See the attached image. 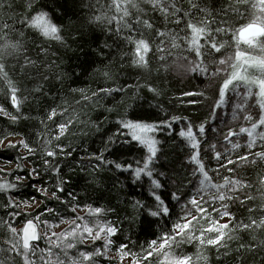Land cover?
<instances>
[{"label":"trees","instance_id":"16d2710c","mask_svg":"<svg viewBox=\"0 0 264 264\" xmlns=\"http://www.w3.org/2000/svg\"><path fill=\"white\" fill-rule=\"evenodd\" d=\"M13 8L10 11L0 13V21L7 20L13 25V30H5L6 35L0 37V44L4 40L21 45L18 53L7 57L6 69L11 80L19 88L18 97L22 101L19 112L10 102L7 85L0 81V106L4 107L11 115H16L17 120L13 122L9 116L0 114V139L3 141L8 138L23 139L34 150L32 154L24 149L17 142L16 148L4 146L0 148V167H9L11 169L0 172L1 183H16L18 187L7 192H0V260L4 264H24L23 257L12 250V244L15 242L8 225L11 224L21 234L19 226L26 223L27 219H33L47 207L57 209L64 217L65 222L75 219L77 212L65 211L69 205H61L59 201L51 198V190L58 179H63L67 183L64 185V193H58L62 199H68L67 193L76 194L79 204L78 210H85L81 217H85L89 225H93L97 220L100 222H112L119 231L112 237L113 243L109 246V251L120 256L118 251L120 244L129 245L125 251H129L131 259L130 264H163L165 259L164 253H169L173 257L188 256L192 264H264V230L255 231L233 230L225 236L227 248H221L219 252L215 247L200 245L197 239H188L186 236L177 235L173 232V222L185 215L180 207L175 208V214L170 219L159 220L152 225L150 231H144L141 221L144 219V209L134 207L135 200L151 199L145 189L133 188L128 181H125L124 175H120L111 166L96 168V161L90 160L97 150L101 149L102 141L107 142L113 133L118 132L116 121L125 117L132 118L133 112L139 117L149 119L152 115L160 117L184 116L198 125L202 121L211 120V110L219 98V87L225 78V72L221 71L216 76L200 75L183 71L177 68V64L187 66L189 60H195V54L183 50L171 49L170 41L166 40L163 45L168 52L160 53L156 51L159 44L154 33L145 31L144 38L149 39L152 44V51L148 54L147 68H140L132 64L135 45L123 37L131 35L133 39H139V33H129L127 30L121 32L120 36L114 34L115 22L111 25L94 22L96 15H111L114 9L109 8L111 0H57L58 4L64 5V9L56 11L52 15L54 8L52 3L48 4L45 11H49L50 16L55 24L60 28L59 35L61 40H55L44 37L38 29L15 24L10 19L13 13H24L27 10L28 0H12ZM46 0H40L45 3ZM178 7L182 9L180 24L174 21L176 17L169 16L165 21L164 17L158 11H153L151 5L144 3L143 0H137L140 4L142 18L148 19L155 27L161 30L167 28L170 31L179 33L184 36L181 29L186 30V22H210L211 27L215 29L221 20H230L235 27L241 23L247 22V19L236 17L234 12H227L230 4H235L236 0H194L201 8H207L208 12H199L192 8L189 0H175ZM224 9L225 11H221ZM243 10V9H242ZM135 9H132L133 19ZM189 12L185 17L183 12ZM249 11H251L249 9ZM210 13V14H209ZM34 15V13H32ZM247 13L245 16L247 17ZM214 21V22H213ZM23 32V36L20 33ZM218 39L228 40L229 45L222 49L221 53H214L204 57V61L209 65V73L215 71L216 65L212 61L219 60L222 55H234L236 50L235 42L231 40V33L228 36L220 35ZM113 41H117V47ZM105 44L109 47H105ZM186 46L181 43V49ZM251 55H259V50L247 49V46L241 45ZM46 50V51H45ZM164 55L165 60L161 61L160 56ZM181 57V59H177ZM187 57V60L182 59ZM94 62V63H93ZM226 67V66H221ZM87 68V71H85ZM230 71V68L228 69ZM107 73V75H106ZM131 86V87H129ZM146 86H151L157 90L154 94L147 90ZM123 88V91L113 92L111 95H105L99 90L101 88ZM38 89V90H37ZM75 89V91H73ZM82 90V91H81ZM203 92L202 96L185 97V92ZM238 91L241 96L238 97L235 92L227 94L228 103L226 106L217 109V119L213 121L212 126H217V134L207 132L201 138V159L209 173L213 183L222 184L224 177L230 179H242L250 187H245L235 193H231L233 199L225 201L229 206V211L233 213L237 220H247L249 215L248 208L255 211L253 215L260 219L264 217V161H260L251 155L247 148L232 152L231 158L235 161L227 168H220L214 159V152L211 145H216V150L223 153L226 147L230 148L223 137L232 129L238 131L241 126H250L249 122L243 119L244 115H252L258 119L259 106L256 103L255 92L247 99V112L237 110L236 119H233V108L236 103L242 102L245 89L241 86ZM97 93V95H93ZM87 97V99H85ZM199 100L200 103L191 104L189 101ZM143 105V108L138 107ZM131 106V107H130ZM151 106V107H149ZM53 108H56L57 115L52 120L48 115ZM144 109H148L145 111ZM110 110V111H109ZM226 121V126L220 127V120ZM71 121L65 135L56 140L59 133L58 124ZM181 124H174L172 135L169 136L167 131L157 135V139L163 141L160 145V160L157 167L167 172L171 179V187L179 188L181 192L186 193L182 197V203L191 197L199 183V173L193 175L195 165L188 163L190 150L187 141L180 138L177 133ZM208 126L206 125V128ZM194 132L197 129L193 128ZM126 131V130H125ZM6 137V138H5ZM125 137L121 136V140ZM239 139L241 145L247 142V136L241 135L239 138L232 137L235 142ZM45 141H51L47 145L51 150L57 152L60 166V173L45 171L44 159L53 161V158L43 156ZM59 146V147H58ZM60 147L64 152H60ZM264 150L260 143L251 151L257 152ZM71 152V155L67 153ZM240 155H248V161H240ZM20 157V159H14ZM109 159L112 157L109 155ZM256 159V163H250ZM19 165V167H18ZM51 167V164L49 165ZM32 168H37L40 176H29ZM233 171L229 172L227 169ZM218 169V173H217ZM127 175V174H125ZM17 176L24 179L17 180ZM119 177V181L117 180ZM147 183V178H143ZM32 185H36L33 187ZM49 188L48 196H44L37 188ZM165 198L168 192H163ZM204 204L211 216L219 223H229V218H220L214 208H220L219 201L213 203L212 197L208 193H202ZM250 195L251 200H246ZM12 198L19 207L15 209L20 215L12 217L8 215L10 209L7 207V201ZM30 197H35L39 205L31 212H23L20 207L26 203H33ZM200 200V196L196 197ZM245 203L241 205L240 201ZM167 202V199H166ZM85 205H91L93 208L101 207L105 212L99 217L89 216ZM193 216L200 219L198 213L189 204ZM79 216V215H78ZM191 219V216L187 217ZM47 219L50 224L60 225L59 216H50L45 214L41 220ZM226 219V221H223ZM80 223V221H77ZM211 220L207 217L200 219V224L196 225L194 235H200V229H206ZM40 225H44L41 223ZM70 223L57 234L69 230ZM232 225L230 224V228ZM164 231L175 236V241H170V247L159 252L153 251L152 256L147 261L143 256L147 255L148 244L151 240L163 236ZM206 236H214L215 233H205ZM36 242L37 255L31 259L36 264H44V261L55 262L57 258L63 261V264H71V259L79 258V252H94L99 248L104 252V241L92 239L85 243L72 241L75 247L66 249L50 245L44 236ZM53 241L56 236H49ZM130 238V239H129ZM162 242V241H158ZM241 243L250 245L255 251L244 252L241 256L237 248ZM40 249H44L42 261L40 258ZM52 252L51 257L48 251ZM135 253L136 255H132ZM225 253H227L225 255ZM95 264H118L116 260L109 258L107 255L94 257Z\"/></svg>","mask_w":264,"mask_h":264},{"label":"snow or ice","instance_id":"6c2138e0","mask_svg":"<svg viewBox=\"0 0 264 264\" xmlns=\"http://www.w3.org/2000/svg\"><path fill=\"white\" fill-rule=\"evenodd\" d=\"M144 3L151 5L153 11H158L164 17L165 21L168 20L169 16L176 17L175 23L180 24V16L182 9L177 6L175 0H143ZM52 3L55 15L56 11H61L64 9V5L58 4L57 0H46L45 3H40V0H28L27 10L24 13H13L10 19L15 24L24 25L34 29H38L40 33L50 39L61 40L59 35L60 28L52 20L49 11L44 9L48 7V4ZM192 8L199 12H208L207 8H201L194 0H189ZM13 8L12 0H0V13L5 11H10ZM110 10L114 9L111 15H96L94 17V22L100 24L111 25L115 22L114 34L118 37L121 32L127 30L129 33L135 32L140 34L139 39H133L131 35L123 37L129 42L135 45L134 56L132 59V64L140 67L147 68L148 66V54L153 50L152 44L149 39L144 38L145 31L149 33H154L155 37L159 39V44L156 47V51L160 53L168 52L171 54V49L183 50L189 53H194L196 59L189 60L187 66L184 64H177V68L183 71L199 73L200 75H211L216 76L221 71L225 72V78L221 86L219 87V98L215 102V106L211 110V120H205L194 125V122L189 120L188 117L184 116H171L160 117L159 115H152L149 119H144L139 117L133 112L132 118L122 117L116 121L118 126V132L113 133V136L108 138L107 142L102 141L101 149L97 150L92 156L89 157L90 160H94L96 163V168H103L111 166L120 175H124L125 181H128L130 186L133 188L145 189L151 199H141L135 200L134 207L144 209L145 216L141 221L144 231H150L152 225L158 221L153 218H158L159 220L170 219L175 214V208L180 207L185 215L181 216L177 221L173 222L172 230L177 235H182L188 237V239H197L200 245L212 246L219 250L221 248H227V242L225 241V236L233 230L240 231H255L257 229L264 230V217L257 219L253 215L254 209L248 208L247 220L240 219L237 220L236 217L229 211V206L225 201H231L233 196L231 193H235L238 190L250 187L242 179H230L225 176L223 183H213L208 171L205 168V164L201 159V138H203L207 132L212 134H217L219 128L217 126H212L213 121L217 119V109H220L227 105L228 98L227 94L229 92H235L238 97L241 93L238 89L243 86L245 93L242 97V102L236 103L233 108V119H236V111L247 112L246 103L247 99L251 97L253 89H256V103L259 106L258 119H254L252 115H244L243 119L249 122L250 126H241L238 131L229 129V131L224 135V141L230 145L225 148V151L221 153L216 150V145H211V150L214 152V159L218 163L220 168H227L228 165L234 164L235 161L231 158L232 152L245 147L248 149L249 153L260 161H264V150L252 152L251 150L256 148L258 142L261 147L264 148V0H236L235 4H230L226 12H234L236 17L241 19H247V22L241 23L239 27H235L234 23L230 20H221L215 29L211 27L210 22H193L188 20L186 22V30L181 29L184 32V36H180L179 33L175 31H170L167 28L161 30L155 27L153 23H150L148 19L142 18L143 9H141L140 4L137 0H111L109 5ZM132 9H135L134 19ZM243 9V10H242ZM249 9L251 11H249ZM221 11H225L221 9ZM34 13V15L32 14ZM248 14L247 17L245 14ZM210 14V13H209ZM183 15L185 17L189 16V12L184 11ZM214 22V21H213ZM5 30H13V25L9 24L7 20L0 21V37L6 35ZM231 33V40L235 42L236 50L234 55H222L221 58L213 60L212 64L216 65L215 71L209 73V65L205 63L204 57L206 55H213L214 53H221L222 49H226L229 45L228 40L218 39L217 37L221 34L228 36ZM23 36V32L20 33ZM168 40L171 43V49H166L163 45L165 41ZM114 44L119 46L117 41H113ZM181 43L186 47L181 49ZM247 46V49L259 50V55H251L245 49L241 48V45ZM21 45L19 43H12L8 40H4L3 44H0V81H3L8 88V94H10V102L13 108L19 112L21 108L22 101L18 97V92L20 91L16 84L11 80L8 71L6 69V59L19 52ZM105 47L109 45L105 44ZM46 51V50H45ZM181 59V57H177ZM182 59L187 60V57H182ZM160 60L164 61L165 56L161 55ZM94 63V62H93ZM226 66V67H221ZM230 68V71L228 70ZM87 71V68H85ZM107 75V73H106ZM131 87V86H129ZM149 92L158 94L157 90L151 86H146ZM38 90V89H37ZM75 91V89H73ZM82 91V90H81ZM105 95H111L113 92L123 91V88H101L99 90ZM97 95V93H93ZM185 97L191 96H202L203 92H185L182 94ZM87 99V97H85ZM191 104L200 103L199 100L189 101ZM131 107V106H130ZM138 107L143 108V105ZM151 107V106H149ZM147 111L148 109H144ZM110 111V110H109ZM0 114L9 116L10 119L15 122L17 120L16 115H11L5 110L4 107L0 106ZM56 108H53L48 115V119L52 120L53 117L57 115ZM177 135L186 140L190 155L188 163L195 165L193 169V175L195 176L199 173L200 179L195 192L182 203V197L186 195L180 191V189L171 187V179L168 177L167 172L162 168H158V162L160 160V145L163 143L160 139H157V135L161 132L167 131V134L171 136L173 125L181 124ZM71 121L63 122L58 124L59 133L55 137L59 140L60 137L65 135L69 124ZM226 121L220 120V127L226 126ZM206 125L208 126L206 128ZM197 131L194 132L193 128ZM126 130V131H125ZM247 136V142L245 145L239 143V139L235 142L232 137L239 138L241 135ZM121 136L125 137L121 140ZM6 138V137H5ZM3 139H0V144H3ZM24 149H27L30 154L34 152L29 144L23 139L17 142ZM17 143H12L9 141L7 147L16 148ZM51 141H45V146L43 148V156L53 158V161L44 159L43 163L45 166V171L49 173H55L59 176L61 171L59 166V161L55 158L57 157V152L51 150L47 145ZM59 147V146H58ZM60 152H64V148L60 147ZM71 155V152L67 153ZM112 158L109 159L108 156ZM14 159H20V157H14ZM240 161L249 162L248 155H240L238 157ZM250 163H256V159L250 161ZM51 164V167L49 165ZM19 167V165H18ZM229 172L233 169L228 168ZM218 173V169H217ZM127 174V175H125ZM29 176L38 177L40 172L37 168H32L28 174ZM143 178H147V183ZM18 181L24 179L22 176H17ZM119 181V177H117ZM67 182L63 179H58L54 190H51V198L60 202L61 205H69L65 208V211H71L73 213L77 212L79 204L75 203L77 200L76 194L73 192L67 193V197L70 198L71 204H69L68 199H62L58 193H64V185ZM264 183V181H262ZM36 187V185H32ZM18 187L16 183H0V192H7L14 190ZM168 192L167 198L164 197L163 192ZM42 195L48 196L49 188L42 187L37 188ZM202 193H208L212 197L213 203L219 201L220 208H214L213 211L217 212L220 218L228 217L229 223H219L216 219H211L210 214L207 209L203 207L208 201L204 200ZM200 196V200L196 197ZM35 202V197H30ZM167 199V202H166ZM250 195L246 196V200H251ZM241 205L245 203L244 200L240 201ZM191 205L195 209L196 213L199 214L200 219L207 217L211 220L209 226L204 229L201 227L200 235L196 237L194 235L196 231V225L200 224V219L197 216H193L191 210L188 209V205ZM7 207L10 209L8 215L15 217L20 215L15 209L19 207L11 197L7 201ZM88 210L89 216L99 217L105 212V209L101 207L93 208L91 205H85ZM45 214L50 216H59L60 223H64V217L52 207L46 208L45 211H41L39 215H36L33 219H27L24 228L22 229V234L17 233V230L8 225L11 231L14 243L12 244V250H15L17 254L22 255L24 264H36L34 260L31 259L32 256L37 255V243L42 237L37 231L39 225L43 223L46 229H51L56 225L50 224L47 219L41 220V217ZM191 216V219L187 217ZM35 221V223H34ZM80 221V223H77ZM71 225L69 230H66L59 235L55 232L52 236H56V240L53 241L51 237L47 236L45 232L44 237L47 239L50 245L65 250V255H67L66 249H72L76 245L72 241L79 240L82 242L85 239V234L88 238L93 241L103 239L104 240V252L102 253L99 248L95 249L94 252H79V258L71 259V264H95L94 257L100 255H106L109 246L113 243L112 237L117 234L119 229L114 226L112 222H100L97 220L93 225H89L85 217L76 216L75 219L68 221ZM230 224L232 227L230 228ZM205 233H215L214 236H206ZM228 236V239H231ZM130 239V238H129ZM158 241H162L159 242ZM170 241H175V236L170 235L167 231H164L163 236L153 239L149 242L148 248L151 251L147 252V255L143 256V260L147 261L149 256H152L153 251L159 252L165 249L166 246L170 247ZM129 247L126 243H121L118 251L123 254V256L129 255V251H125ZM2 251V250H0ZM44 249H40V258L43 261ZM237 252L243 253L255 251L250 245L241 243L236 250ZM227 253H225L226 255ZM52 252L48 251V256L51 257ZM132 255H136L132 253ZM163 264H192L191 258L188 256H176L173 257L169 253H164ZM0 264H4L3 260H0ZM44 264H63V261L57 260L44 261ZM135 264V261H134Z\"/></svg>","mask_w":264,"mask_h":264},{"label":"rangeland","instance_id":"374dc122","mask_svg":"<svg viewBox=\"0 0 264 264\" xmlns=\"http://www.w3.org/2000/svg\"><path fill=\"white\" fill-rule=\"evenodd\" d=\"M21 139L19 138H8L7 140L4 141L3 144H0V148H3L4 146L8 145L9 141H11L12 143H16L18 141H20ZM12 166L9 167H0V172H4L7 171L9 169H11ZM1 178V176H0ZM2 180V179H0ZM1 183V182H0ZM39 205L38 201H35L34 203H26L23 204L20 209L23 212H31L33 211L37 206ZM85 213V210H78L77 214L79 216H82ZM223 221H226V219H224ZM35 223V221H34ZM69 222H64L60 225H56L55 227H52L51 229H46L45 225H39L38 227V232L40 233L41 236H44L45 232H47V236L49 237L53 232L58 233L60 232L62 229H64L66 226H68ZM23 225L19 226L17 229L22 231ZM91 238H88L87 235L85 234V239L83 240L85 243L90 242ZM103 240V239H100ZM104 241V240H103ZM106 255L117 261L118 264H130L131 263V259L129 257H125V256H120L118 254L112 253L109 250L107 251Z\"/></svg>","mask_w":264,"mask_h":264},{"label":"water","instance_id":"95a60500","mask_svg":"<svg viewBox=\"0 0 264 264\" xmlns=\"http://www.w3.org/2000/svg\"><path fill=\"white\" fill-rule=\"evenodd\" d=\"M24 226H25V224H24ZM24 226H23V228H24ZM23 228H22V229H23ZM37 231H38V229H37ZM21 234H22V231H21Z\"/></svg>","mask_w":264,"mask_h":264}]
</instances>
